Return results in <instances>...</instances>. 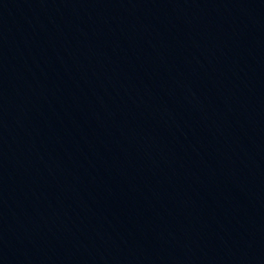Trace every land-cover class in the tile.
I'll use <instances>...</instances> for the list:
<instances>
[{
	"label": "water",
	"instance_id": "water-1",
	"mask_svg": "<svg viewBox=\"0 0 264 264\" xmlns=\"http://www.w3.org/2000/svg\"><path fill=\"white\" fill-rule=\"evenodd\" d=\"M0 264H264V0H0Z\"/></svg>",
	"mask_w": 264,
	"mask_h": 264
}]
</instances>
